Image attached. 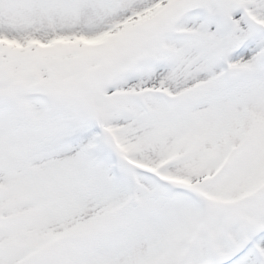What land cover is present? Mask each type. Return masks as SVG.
I'll use <instances>...</instances> for the list:
<instances>
[{"label": "snow or ice", "instance_id": "obj_1", "mask_svg": "<svg viewBox=\"0 0 264 264\" xmlns=\"http://www.w3.org/2000/svg\"><path fill=\"white\" fill-rule=\"evenodd\" d=\"M0 264H264V0H0Z\"/></svg>", "mask_w": 264, "mask_h": 264}]
</instances>
